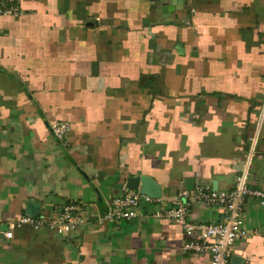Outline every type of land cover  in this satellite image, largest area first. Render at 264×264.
<instances>
[{"label": "crops", "instance_id": "1", "mask_svg": "<svg viewBox=\"0 0 264 264\" xmlns=\"http://www.w3.org/2000/svg\"><path fill=\"white\" fill-rule=\"evenodd\" d=\"M24 0L0 15V264H210L202 243L143 204L106 220L128 179L155 180L161 203L180 191L233 189L248 173L264 190V0ZM67 121L57 139L51 124ZM79 204L68 234L13 218ZM240 264H264V205L241 204ZM193 202L192 222L226 219ZM8 225V226H7Z\"/></svg>", "mask_w": 264, "mask_h": 264}, {"label": "built area", "instance_id": "2", "mask_svg": "<svg viewBox=\"0 0 264 264\" xmlns=\"http://www.w3.org/2000/svg\"><path fill=\"white\" fill-rule=\"evenodd\" d=\"M24 0H0V15L20 16ZM67 121H56L51 124L52 132L57 139H63L69 131ZM248 173L244 172L237 177L233 189L209 190L198 186L194 190H181L180 195L184 202L177 199L171 205L161 203V197L155 198L130 189L125 193L112 198L108 210L104 213L106 220H132L139 215L140 207L145 203L156 207L155 215L171 218L181 224L188 235L199 232L203 242L189 240L183 248L202 252L207 249L210 255V264H230L233 256V246L237 239L248 235L245 219L242 216L241 204L246 197L260 199L264 205V190L251 188L247 183ZM193 202L206 206L221 205L227 211L226 219L218 223L192 222L189 220V208ZM85 222L83 209L79 204L69 203L60 211L52 215H22L9 221V226L4 232L5 237L13 236V229L27 224L35 228L46 227L51 231L64 235L77 229Z\"/></svg>", "mask_w": 264, "mask_h": 264}, {"label": "water", "instance_id": "3", "mask_svg": "<svg viewBox=\"0 0 264 264\" xmlns=\"http://www.w3.org/2000/svg\"><path fill=\"white\" fill-rule=\"evenodd\" d=\"M168 4H169V0H160L157 3V8L160 12L164 13L166 11V8L168 7ZM139 182H140V177H131L128 179L127 187L130 189L137 188L139 186ZM140 192L155 198L161 197L162 195L161 186L155 180H153L151 177L148 176L141 177ZM36 207H37L36 203H30L28 205L29 214L35 215V212L37 210ZM240 262H241V257L238 256L233 257V264H240Z\"/></svg>", "mask_w": 264, "mask_h": 264}]
</instances>
